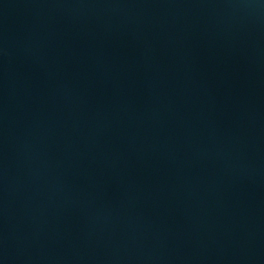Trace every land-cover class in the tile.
Listing matches in <instances>:
<instances>
[{
	"label": "water",
	"instance_id": "obj_1",
	"mask_svg": "<svg viewBox=\"0 0 264 264\" xmlns=\"http://www.w3.org/2000/svg\"><path fill=\"white\" fill-rule=\"evenodd\" d=\"M0 264H264V0H0Z\"/></svg>",
	"mask_w": 264,
	"mask_h": 264
}]
</instances>
